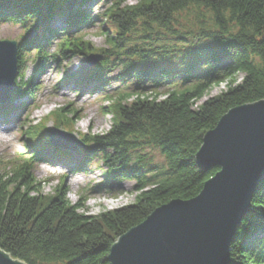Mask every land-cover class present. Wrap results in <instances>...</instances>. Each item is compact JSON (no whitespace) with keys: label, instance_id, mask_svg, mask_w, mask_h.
Segmentation results:
<instances>
[{"label":"trees","instance_id":"obj_1","mask_svg":"<svg viewBox=\"0 0 264 264\" xmlns=\"http://www.w3.org/2000/svg\"><path fill=\"white\" fill-rule=\"evenodd\" d=\"M92 1L0 0V22L34 31L30 41L17 44L18 70L21 56L32 51L35 72L40 71L53 41V60L69 54L101 56L74 86L105 87V73L120 68L112 80L131 90L102 93L111 102L101 108L111 116L110 127L101 134L78 135L84 148L76 153L82 159L68 169L81 172L97 156L104 179L90 191L108 192L112 184L129 181L135 201L87 215L86 196L71 203L64 176L53 195H44L33 174L35 164L71 156L49 144L45 122L53 118L52 128L72 131L77 111L55 108L34 123L24 117L22 149L0 160V249L26 264H110V246L120 235L160 205L195 197L218 170L195 163L203 135L230 108L264 99V0H97L104 8L96 15L81 9ZM95 24L103 47L76 34ZM165 36L182 45L162 42ZM237 74L242 75L239 82ZM68 78L63 72L57 85L68 84ZM33 79L23 83L18 75L10 101L26 96ZM222 81H227L226 90L198 105ZM150 147L158 150L163 165H144L141 152ZM230 261L264 264V180L233 237Z\"/></svg>","mask_w":264,"mask_h":264},{"label":"water","instance_id":"obj_2","mask_svg":"<svg viewBox=\"0 0 264 264\" xmlns=\"http://www.w3.org/2000/svg\"><path fill=\"white\" fill-rule=\"evenodd\" d=\"M100 55L89 54L94 66ZM17 44L0 41V104L12 95ZM56 139V140H55ZM51 146L77 151L73 134L52 129ZM202 169L218 170L188 200L155 208L110 246V264H230V245L251 210L255 189L264 180V99L230 108L202 137L194 155ZM0 264H26L0 249Z\"/></svg>","mask_w":264,"mask_h":264},{"label":"rangeland","instance_id":"obj_3","mask_svg":"<svg viewBox=\"0 0 264 264\" xmlns=\"http://www.w3.org/2000/svg\"><path fill=\"white\" fill-rule=\"evenodd\" d=\"M136 0H129V4L134 3ZM104 8L103 3L96 1L90 2L88 5L81 7L87 12L96 15ZM59 24V23H58ZM57 24V25H58ZM56 24L53 26H57ZM76 34H82L84 40L89 41L94 47H103L104 37L99 33V25L95 24L93 27H87L80 30ZM34 36L33 29L25 33V28L17 24L9 22H0V41L8 40L15 41L16 44L21 40L30 41ZM190 40V38H189ZM166 44L182 45L175 37L165 36L161 40ZM193 43L194 41H190ZM57 49V41H53L46 47L48 52L47 60L42 65L40 71H36V57L35 52L22 55V66L20 67L17 76L22 79L21 82L25 83L33 79V84L28 89L27 95L22 98L11 102V104L0 105V160H10L22 149L20 136L21 127L19 122L22 118H28L32 123L44 118L48 112L55 108L66 107L77 111L76 120L73 124V130L69 131L64 128H52L53 118H49L45 122V127L49 132L52 129H60L73 134L77 139L78 135L82 133L101 134L107 131L110 127L111 116L103 115L101 113L102 106H107L110 103L102 99V93L108 92L113 94L117 90L130 91L131 87L125 88L119 81L112 80L119 72V67H111L105 73V79L108 80L105 87L92 89L91 85L87 88L74 86V80L79 79L81 76L91 71V66L86 64L85 58L88 56L83 55H58L53 60L52 52ZM163 61L162 63H166ZM115 64L112 61L113 65ZM70 74V82L68 84L57 85L62 74ZM242 75H236V81L239 82ZM20 80V79H19ZM227 81H222L220 84L210 88L198 105L203 101L210 98L217 97L223 93L227 88ZM84 89V90H83ZM165 89V88H163ZM161 90V89H159ZM148 93V92H147ZM164 95H160L158 99H162ZM28 105L22 112H13L9 116L2 115L9 108V105L19 107L20 104ZM17 115L15 116V113ZM9 113V112H8ZM7 113V114H8ZM5 116V117H3ZM11 122L4 125L3 122ZM56 140V139H55ZM63 151L71 154L70 158L64 160L51 159L50 162H39L33 168L35 178L42 182V192L44 195H53L55 189L61 182V177L64 176L66 185V194L71 203H77L80 195H85L84 213L90 216H97L105 211H112L117 208L130 205L135 201V192L132 189V182L120 181L112 184L110 191L105 192H92L90 188L99 184L104 179V165L99 158L95 156L92 161L84 168L83 171H71L68 166L72 167L73 163L82 159V156L77 154L76 151ZM144 158V165L153 167L156 165H163L164 161L158 150L154 148H145L141 152Z\"/></svg>","mask_w":264,"mask_h":264}]
</instances>
